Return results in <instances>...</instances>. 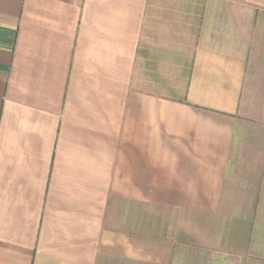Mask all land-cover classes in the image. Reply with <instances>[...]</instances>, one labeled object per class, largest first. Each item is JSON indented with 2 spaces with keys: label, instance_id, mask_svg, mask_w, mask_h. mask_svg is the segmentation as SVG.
<instances>
[{
  "label": "crops",
  "instance_id": "crops-1",
  "mask_svg": "<svg viewBox=\"0 0 264 264\" xmlns=\"http://www.w3.org/2000/svg\"><path fill=\"white\" fill-rule=\"evenodd\" d=\"M220 207L264 255V0H0V264H172L154 213Z\"/></svg>",
  "mask_w": 264,
  "mask_h": 264
},
{
  "label": "rangeland",
  "instance_id": "rangeland-1",
  "mask_svg": "<svg viewBox=\"0 0 264 264\" xmlns=\"http://www.w3.org/2000/svg\"><path fill=\"white\" fill-rule=\"evenodd\" d=\"M231 207L216 208L213 213H186L160 208L158 216H153L157 227L152 226L153 232L159 231L160 237L171 239L174 243L171 254L172 264H264V255H247V248L241 246L242 239L233 237V231H238V224L233 227ZM150 209L145 207V225L151 223ZM150 230V227L145 228ZM222 234L223 237L221 236ZM225 235H227L225 237ZM162 242L159 259H168L167 252L170 243ZM251 251V250H250ZM144 264H151L145 253ZM108 264H136L128 261L122 263L120 256H113ZM116 260V261H114ZM162 264V263H161Z\"/></svg>",
  "mask_w": 264,
  "mask_h": 264
}]
</instances>
